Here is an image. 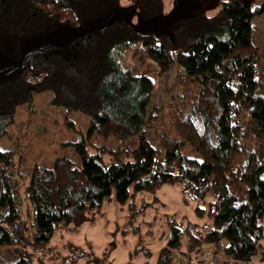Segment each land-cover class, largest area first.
I'll return each instance as SVG.
<instances>
[{
	"label": "trees",
	"instance_id": "1",
	"mask_svg": "<svg viewBox=\"0 0 264 264\" xmlns=\"http://www.w3.org/2000/svg\"><path fill=\"white\" fill-rule=\"evenodd\" d=\"M120 1L0 0V39L94 24ZM135 4L141 19L160 12V0ZM261 15L264 1L219 2L214 15L200 11L173 28L174 53L163 40L111 22L84 38L87 55L77 68L57 55L35 53L20 75L0 82V145L38 92L49 94L47 105L57 118L75 111L88 119L81 132L61 117L70 151L49 166L18 173L15 149L0 148V264H31L29 244L44 256L54 232L92 216L111 195L128 205L132 222L134 199L162 185L178 186L185 200L207 198L194 215L209 226L195 236L189 226L170 222L155 264H172L183 234L188 251L206 244L234 264H247L257 253L264 263L258 223L264 217V50L252 43V20ZM129 48L152 62L159 78L174 67L179 71L175 94L159 118L152 107L148 111L153 80L123 67ZM155 124V138L147 139ZM21 195L31 214L26 244L17 238Z\"/></svg>",
	"mask_w": 264,
	"mask_h": 264
},
{
	"label": "rangeland",
	"instance_id": "2",
	"mask_svg": "<svg viewBox=\"0 0 264 264\" xmlns=\"http://www.w3.org/2000/svg\"><path fill=\"white\" fill-rule=\"evenodd\" d=\"M135 1H120L112 8L107 19L94 24L72 29L61 25L42 36L0 39V82L20 75L28 68L30 58L35 53L57 55L74 69L77 68L78 62L87 55L82 46L84 38L111 22L129 25L142 35L163 40L174 53L177 45L173 28L200 11L208 16L214 15L218 3L226 0H160L159 14L147 20L140 18ZM239 1H252L254 6H258L264 0ZM252 43L258 52L264 50V15L252 20ZM133 52L134 48L124 51L123 67L133 74L146 75L153 80L154 89L148 111L152 107L155 109L153 115L159 118L160 110L165 111L170 96L175 94L172 88L178 84L179 71L174 67L170 73L159 78L155 65L140 55H132ZM48 99L47 92L33 94L29 110L19 114L1 141L0 148L15 149L18 154L14 161V169L18 173L29 171L35 164L49 166L55 157L69 155L70 147H65L68 133L61 117L71 120L74 129L81 132L87 130L88 119L84 115L71 111L57 118L47 105ZM156 129V124L147 128V139L155 138ZM108 146L113 149L115 144ZM23 198L21 195V200ZM207 201V198L203 201L185 200L178 186L162 185L153 193H143L134 199L137 214L130 222L128 205L116 203L111 195L92 216L78 218L54 232L44 247V256L40 257L37 252L40 248L28 243L27 249L33 257L31 264H63L70 259H75L73 264H155L159 251L166 246L170 222L183 228L189 226L195 236L202 234L204 228L209 226L206 218L194 215L195 208L205 207ZM30 218L29 206L22 200L23 225L19 226L17 238L23 244L30 236ZM258 223L264 230V217ZM186 245L187 237L183 234L179 246L171 254L172 264H234L222 253L214 254L211 245L202 244L191 251L187 250ZM260 250H264V239L260 242ZM247 264L264 263L257 253Z\"/></svg>",
	"mask_w": 264,
	"mask_h": 264
}]
</instances>
